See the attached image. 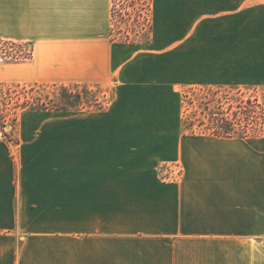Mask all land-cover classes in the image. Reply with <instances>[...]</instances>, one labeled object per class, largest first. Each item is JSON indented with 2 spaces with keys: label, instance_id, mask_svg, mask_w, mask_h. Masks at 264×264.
Listing matches in <instances>:
<instances>
[{
  "label": "crops",
  "instance_id": "1",
  "mask_svg": "<svg viewBox=\"0 0 264 264\" xmlns=\"http://www.w3.org/2000/svg\"><path fill=\"white\" fill-rule=\"evenodd\" d=\"M111 9L0 0V40L35 48L2 78L111 101L0 136V264H264V132L186 135L181 113L191 87L264 102V0H152L148 45L112 43Z\"/></svg>",
  "mask_w": 264,
  "mask_h": 264
},
{
  "label": "trees",
  "instance_id": "2",
  "mask_svg": "<svg viewBox=\"0 0 264 264\" xmlns=\"http://www.w3.org/2000/svg\"><path fill=\"white\" fill-rule=\"evenodd\" d=\"M152 0H112L110 41L119 44L148 45L152 40ZM240 98V111L225 109V103L217 99L219 107L210 109L207 97L201 93L224 91L222 88L191 87L183 95V105L189 99L191 108L183 114L184 133L191 136L217 138H256L264 132V102L261 95H248V88H232ZM256 91V89H254ZM190 93L194 98H190ZM98 87L82 84H5L0 83V126L15 127L19 111L78 112L103 111L108 107L106 97H100ZM244 100L248 106H244ZM241 104H243L241 106ZM203 108V109H202ZM207 112V113H206ZM207 114V115H206ZM208 116V117H207Z\"/></svg>",
  "mask_w": 264,
  "mask_h": 264
},
{
  "label": "rangeland",
  "instance_id": "3",
  "mask_svg": "<svg viewBox=\"0 0 264 264\" xmlns=\"http://www.w3.org/2000/svg\"><path fill=\"white\" fill-rule=\"evenodd\" d=\"M0 42H3V40H0ZM19 43H22V42H19ZM17 64H21V63H17ZM10 65H16V64L8 63V64H5V65H0V72L3 71L6 67H8ZM0 83L14 84V85H16V84H22V85L31 84V83H19V82L6 80L5 78H2L1 76H0ZM99 90H100V95L99 96L101 98L102 97H106V99L108 100L107 101L108 105H110L111 101H110V98H108L109 88L102 87V88H99ZM186 90H185V92H186ZM257 92L259 94H261L260 90L254 91V89H251V90H249L248 95L253 94V93L257 94ZM194 97L195 96L190 93V98L192 99ZM205 97H207L206 99H204L206 101H209L210 99L213 100V102L209 103V107L212 110H215L216 107H219V102H218L217 99H221L220 102L225 103V109L226 110H227V108H229L231 106V111H229V115H230L231 118L233 117V113H236L237 111H240V101H243L242 97L240 98L239 93L237 91H233V90L219 91L218 94H216L215 92H207V91H205V92L201 93V95H199L200 99H203ZM242 105L243 104H241V106ZM244 106H248L246 104L245 100H244ZM188 108H191L190 104H189V99L186 100L185 105H182V102H181V113H182V115L184 114V110L188 109ZM78 112H81V111H78ZM82 112H96V111L82 110ZM35 113L36 112L33 113V111H30L29 109H25V110L19 111L18 123L16 124V126L15 127L7 126L8 128L0 126V136L2 138H4L5 140L11 142L12 144L16 145V144L19 143V139H18L17 133L20 130H22V127L24 128V126L28 125V123H26V120L28 118L33 116L32 118H34V121H33V122H35L34 124L40 125L41 121L37 122V121H35L36 119L48 118L49 121H50V119L55 118L56 115L58 114V113H47V112H45V113L43 112L41 114H35ZM42 121H44V120H42ZM51 124H53V123H51ZM176 166L179 167V170L176 169ZM171 172L172 173L174 172L175 174H181L182 169L180 168V165L178 163L165 164L160 169V173L162 175L169 174Z\"/></svg>",
  "mask_w": 264,
  "mask_h": 264
},
{
  "label": "built area",
  "instance_id": "4",
  "mask_svg": "<svg viewBox=\"0 0 264 264\" xmlns=\"http://www.w3.org/2000/svg\"><path fill=\"white\" fill-rule=\"evenodd\" d=\"M34 52V44L31 42H0V65L30 62L34 58ZM176 169L179 170V167L176 166Z\"/></svg>",
  "mask_w": 264,
  "mask_h": 264
},
{
  "label": "water",
  "instance_id": "5",
  "mask_svg": "<svg viewBox=\"0 0 264 264\" xmlns=\"http://www.w3.org/2000/svg\"><path fill=\"white\" fill-rule=\"evenodd\" d=\"M8 128V127H7Z\"/></svg>",
  "mask_w": 264,
  "mask_h": 264
}]
</instances>
